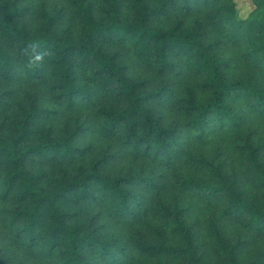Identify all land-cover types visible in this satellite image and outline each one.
I'll return each mask as SVG.
<instances>
[{
    "label": "trees",
    "instance_id": "obj_1",
    "mask_svg": "<svg viewBox=\"0 0 264 264\" xmlns=\"http://www.w3.org/2000/svg\"><path fill=\"white\" fill-rule=\"evenodd\" d=\"M35 1L0 0V77L12 81L21 76L46 85L71 109L90 102L97 91L109 93L124 105L95 107L100 131L107 136L121 132L124 149L152 156L166 168L183 165L206 173L181 176L175 187L203 202L224 200L221 216L264 235L262 148L246 140L239 143L248 115L264 119V0H251L246 17L240 16L236 0H69L67 12L44 3L34 8ZM173 14L179 16L164 24V16ZM67 16L71 20L65 24ZM189 16L191 22L186 21ZM113 45L125 47L136 63L151 67L157 76L185 71L197 78L207 96L187 88L178 106L189 117L185 125H166L155 115L151 104L170 99L174 91L166 85L148 89L145 80L132 76L131 61ZM226 46L244 48L233 58L225 54ZM237 60L251 70L235 76ZM81 75L91 83L81 82ZM52 112L29 93L28 104H18L17 113L0 122V195L15 202L6 210L7 222L28 258L40 264H132L135 257L210 264L195 243L184 207H155L160 220L183 238L181 244L136 237L129 246L80 222L74 203L105 205L118 223L140 224L149 200L133 187L159 186L150 176L104 172L107 152L74 172L60 166L59 173L49 174L38 167L39 161L70 160L85 153L78 140L89 128L66 127L55 135L45 126ZM227 133L238 139L235 145L262 193L259 200L244 196L235 171L229 177L216 160L183 147L188 138L206 141ZM209 233L222 264L264 263V254L241 262L240 242L224 239L214 218ZM0 264L20 263L0 258Z\"/></svg>",
    "mask_w": 264,
    "mask_h": 264
},
{
    "label": "rangeland",
    "instance_id": "obj_2",
    "mask_svg": "<svg viewBox=\"0 0 264 264\" xmlns=\"http://www.w3.org/2000/svg\"><path fill=\"white\" fill-rule=\"evenodd\" d=\"M238 3L239 14L246 17L253 8L251 0H236ZM44 3L48 8L64 7L65 12L69 8V0H39L32 3L34 8H39ZM179 16V15H178ZM176 14L164 16V24H172L178 17ZM202 16V15H201ZM203 17V16H202ZM180 18H184L181 16ZM192 16L186 18L187 22L192 21ZM70 16L66 17L65 24L70 21ZM120 50L121 55L131 61L130 72L132 76L146 81L148 89L155 90L166 85L174 94L170 99L155 101L151 104L155 115L166 125L183 126L189 119L178 106L180 98L183 97L188 87H194L201 98H206L207 94L198 88L197 78L190 72L182 74L167 73L164 76H157L153 69L136 63L125 47L113 45L112 48ZM244 46H226L224 52L229 57H237L241 54ZM239 60L233 68L235 76H240L249 72L251 68ZM82 76V75H81ZM80 81L91 83L90 79L82 76ZM38 96L40 105L50 108L53 112L47 117L46 125L50 126L55 135H62L66 127L75 129L81 125L88 127V131L81 135L78 143L85 148V153L75 159L56 161H39L37 166L49 174L59 173L60 166L68 168L74 172L79 164L88 165L90 161L103 153L109 154V161L103 167V171L113 175H140L150 176L159 187L148 189L139 185L134 186V190L148 198L149 208L143 216V222L137 225L121 224L109 215L105 205L99 204H79L72 205L77 213L80 222L86 226L98 229L103 236L108 239L117 238L121 243L132 245L136 237L149 242H158L164 239L170 244H181L183 238L170 231V227L161 221L155 211V207L166 205L169 207L187 208L186 220L195 230V243L200 252L204 254V259L210 264H222V259L218 252L212 248L209 233V222L214 218L218 224L221 235L231 243L240 242L241 249L238 257L241 262H246L254 257L264 254V235L256 233L253 229L245 227L241 222L221 216L220 210L224 200L215 199L211 202H203L189 193H184L175 187V181L184 175H195L205 177L201 172L175 165L166 168L152 159V156H137L134 152L124 149L120 139L121 132L113 136H107L97 127L100 116L96 113L95 107L123 106L122 102L115 100L109 93L97 91L92 95L90 102L81 103L75 108H69L58 101L54 94L46 85L31 81L24 77H17L12 81L0 77V122L10 120L18 110V104H28V94ZM242 112L245 108L239 104ZM240 141L246 140L253 145H260L262 148V158L264 159V119L248 115L247 121L239 133ZM238 139L231 133L214 135L206 141L188 138L183 147L190 154H202L210 159L216 160L222 165L223 171L230 177L235 171L236 176L242 183L244 196L249 199L259 200L262 197L261 191L254 185L245 164L244 154L236 147ZM161 187V188H160ZM12 197H2L0 195V258L7 259L9 262L20 264H40L37 260L26 256L23 249L18 247L14 241V227L7 222L6 210L14 207ZM153 226L156 228L154 229ZM177 264L178 261L172 258L148 259L135 257L132 264ZM264 264V263H263Z\"/></svg>",
    "mask_w": 264,
    "mask_h": 264
}]
</instances>
